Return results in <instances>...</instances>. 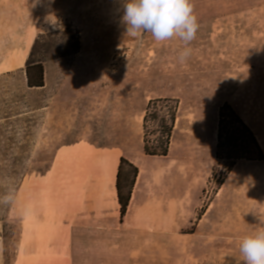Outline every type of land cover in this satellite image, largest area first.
<instances>
[{
  "label": "rangeland",
  "instance_id": "1",
  "mask_svg": "<svg viewBox=\"0 0 264 264\" xmlns=\"http://www.w3.org/2000/svg\"><path fill=\"white\" fill-rule=\"evenodd\" d=\"M192 3L199 28L189 45L191 56L182 63L179 54L184 44L178 38L161 43L148 32L127 35L124 0H0V196L12 190L15 199L26 174L48 169L60 138L66 135L65 127L87 120L99 124L110 117L106 114L111 110L105 108L111 101L136 102L138 93L143 98L155 96L170 78L208 79L218 82V89L230 83L233 89L220 90L218 98H230L264 149V0ZM224 14L230 19L220 21ZM224 24L235 40L230 75L227 67L207 68L209 61L218 58L227 62L226 50L214 51ZM76 32L80 49L72 54ZM40 34L45 37L37 58L45 59L46 85L29 89L26 62ZM25 52L24 61L21 53ZM215 164V158L210 165L173 163L162 196L166 209L170 205L176 241L166 246V255L163 244H148L150 237H163L159 228L77 229L75 264H185L180 240L193 231L208 207L214 220L234 227L220 229L230 235L221 237L217 254H203L199 264H242L239 244L244 217L252 215L256 226L264 225V162L243 161L221 187L210 179ZM13 201L0 204V264H12L19 235L18 219L11 213ZM247 206L257 212H244ZM156 216L163 223L168 213ZM189 259L196 264L195 258Z\"/></svg>",
  "mask_w": 264,
  "mask_h": 264
},
{
  "label": "crops",
  "instance_id": "2",
  "mask_svg": "<svg viewBox=\"0 0 264 264\" xmlns=\"http://www.w3.org/2000/svg\"><path fill=\"white\" fill-rule=\"evenodd\" d=\"M229 17L224 14L219 20H229ZM222 27L220 31L223 34L217 35L214 51L226 50L227 62L218 58L215 62L209 61L207 68L227 67V74L230 75V60L234 62L235 58V40L230 38V27L226 24ZM225 38L228 40L225 41ZM21 55L25 61L28 52ZM218 85V82L203 78L193 81H186L185 78L174 81L170 78L166 80L164 91L155 96L143 98L138 93L136 102L111 101L105 108L111 110L110 114L105 113L110 117L101 119L99 124L95 120H87L82 125L65 127L66 135L60 138L48 169L42 173L26 174L13 201L11 213L18 219L19 235L12 264H75L74 234L77 229L115 232L159 228L164 230L163 237H150L148 244H163L166 255V246L176 241L172 236L175 227L170 205L166 209L162 196L173 163L210 165L215 158L220 107L228 102L241 116L228 96L218 98L220 90L230 92L233 86L223 83L218 89ZM157 98L180 101L169 155L164 158L147 157L143 150L146 108L150 100ZM122 158L139 169L123 221L117 190ZM242 162L235 166L231 174ZM245 209L246 213L257 212L252 206ZM160 212L168 213L163 223L157 222L156 214ZM212 213L211 207H208L193 231L180 240L185 264H195L189 257L195 258L196 264H199L203 262V254H217L221 237L230 235L221 234L220 229L234 227V223L231 226L229 222L221 224L213 219ZM244 218L243 236L264 228V225H255L257 221L252 215ZM237 225L235 223V228ZM183 246H187L186 250ZM169 252L171 254L172 249ZM215 261L218 263V260Z\"/></svg>",
  "mask_w": 264,
  "mask_h": 264
},
{
  "label": "trees",
  "instance_id": "3",
  "mask_svg": "<svg viewBox=\"0 0 264 264\" xmlns=\"http://www.w3.org/2000/svg\"><path fill=\"white\" fill-rule=\"evenodd\" d=\"M44 37V34H40L35 40L26 62L25 74L29 89H41L46 85L45 59L37 58ZM73 39L75 45L72 54L80 49L78 32ZM179 109L178 99L157 98L149 101L143 121V150L147 157L164 158L169 155ZM215 158L216 164L210 179L211 182L216 180L218 187L225 183L239 162H264V151L254 132L228 102L219 110ZM126 166L130 171H125ZM138 174L139 169L136 166L124 158L121 159L117 177L121 221L127 214Z\"/></svg>",
  "mask_w": 264,
  "mask_h": 264
},
{
  "label": "clouds",
  "instance_id": "4",
  "mask_svg": "<svg viewBox=\"0 0 264 264\" xmlns=\"http://www.w3.org/2000/svg\"><path fill=\"white\" fill-rule=\"evenodd\" d=\"M122 21L131 37L148 32L156 42L174 37L181 40L184 44L179 54L182 63L191 56L189 45L199 28L192 0H124ZM13 199L11 190L0 196V204H9ZM239 251L242 264H264V228L243 236Z\"/></svg>",
  "mask_w": 264,
  "mask_h": 264
}]
</instances>
